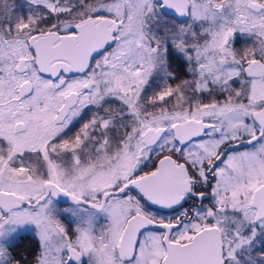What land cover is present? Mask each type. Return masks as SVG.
Masks as SVG:
<instances>
[{
    "label": "snow or ice",
    "instance_id": "snow-or-ice-1",
    "mask_svg": "<svg viewBox=\"0 0 264 264\" xmlns=\"http://www.w3.org/2000/svg\"><path fill=\"white\" fill-rule=\"evenodd\" d=\"M0 264H264V0H0Z\"/></svg>",
    "mask_w": 264,
    "mask_h": 264
},
{
    "label": "trees",
    "instance_id": "trees-1",
    "mask_svg": "<svg viewBox=\"0 0 264 264\" xmlns=\"http://www.w3.org/2000/svg\"><path fill=\"white\" fill-rule=\"evenodd\" d=\"M16 4L17 5H20V6H23L24 5V0H16ZM24 10H26L24 7H20L19 9H18V11H24Z\"/></svg>",
    "mask_w": 264,
    "mask_h": 264
},
{
    "label": "rangeland",
    "instance_id": "rangeland-1",
    "mask_svg": "<svg viewBox=\"0 0 264 264\" xmlns=\"http://www.w3.org/2000/svg\"><path fill=\"white\" fill-rule=\"evenodd\" d=\"M24 11H26V10H24Z\"/></svg>",
    "mask_w": 264,
    "mask_h": 264
}]
</instances>
